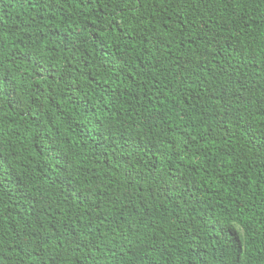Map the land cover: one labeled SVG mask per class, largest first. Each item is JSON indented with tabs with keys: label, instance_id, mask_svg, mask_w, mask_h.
<instances>
[{
	"label": "trees",
	"instance_id": "obj_1",
	"mask_svg": "<svg viewBox=\"0 0 264 264\" xmlns=\"http://www.w3.org/2000/svg\"><path fill=\"white\" fill-rule=\"evenodd\" d=\"M0 264H264V0H0Z\"/></svg>",
	"mask_w": 264,
	"mask_h": 264
}]
</instances>
